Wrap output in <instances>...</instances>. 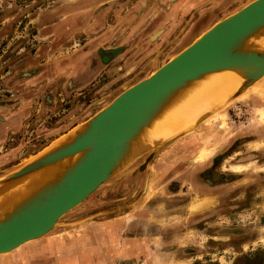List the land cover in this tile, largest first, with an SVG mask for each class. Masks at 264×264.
I'll use <instances>...</instances> for the list:
<instances>
[{
	"label": "rangeland",
	"instance_id": "1",
	"mask_svg": "<svg viewBox=\"0 0 264 264\" xmlns=\"http://www.w3.org/2000/svg\"><path fill=\"white\" fill-rule=\"evenodd\" d=\"M249 1L0 0V180ZM252 85L234 96L233 81L41 237H90L84 264H264V76Z\"/></svg>",
	"mask_w": 264,
	"mask_h": 264
},
{
	"label": "water",
	"instance_id": "2",
	"mask_svg": "<svg viewBox=\"0 0 264 264\" xmlns=\"http://www.w3.org/2000/svg\"><path fill=\"white\" fill-rule=\"evenodd\" d=\"M263 24L264 0H250L211 24L149 75L124 87L80 123L86 124L87 129L70 144L44 156L34 158V155L2 177L9 183L64 156L82 153L75 167L50 192L0 220V253L45 234L62 214L80 203L127 161L141 154L129 157L122 153L125 142L157 103L185 85L186 80L220 68L243 69L237 93L263 76L264 53L231 50ZM115 50L103 52L114 53Z\"/></svg>",
	"mask_w": 264,
	"mask_h": 264
},
{
	"label": "bare ground",
	"instance_id": "3",
	"mask_svg": "<svg viewBox=\"0 0 264 264\" xmlns=\"http://www.w3.org/2000/svg\"><path fill=\"white\" fill-rule=\"evenodd\" d=\"M231 50L233 52L254 51L264 53V24L239 40ZM243 73V69L220 68L215 71L204 72L197 78L186 80L185 85L172 91L157 103L155 109L148 114L145 121L136 128L125 142L122 153L129 157L134 156L178 135L181 130L190 126L194 120L201 116L203 111L216 102L225 99L232 88L233 81H236L237 88ZM252 86L254 85L249 84L246 88ZM242 91L234 93V96ZM223 117L224 110H216L211 113V116L209 115L205 122H210L213 119L222 120ZM86 129V124L75 128L34 158L67 146ZM79 152L39 167L9 183L0 180V220L16 213L19 208L50 192L79 162L82 156V153ZM7 252L9 251L0 254Z\"/></svg>",
	"mask_w": 264,
	"mask_h": 264
},
{
	"label": "crops",
	"instance_id": "4",
	"mask_svg": "<svg viewBox=\"0 0 264 264\" xmlns=\"http://www.w3.org/2000/svg\"><path fill=\"white\" fill-rule=\"evenodd\" d=\"M191 8L187 1L180 6L182 13L192 11ZM167 22H169L167 30L170 33L173 28L170 24L171 19H168ZM91 249H93V244L90 237L70 240L51 234L19 245L12 249L10 257L14 260L12 264H84L82 261L90 263L92 259Z\"/></svg>",
	"mask_w": 264,
	"mask_h": 264
}]
</instances>
